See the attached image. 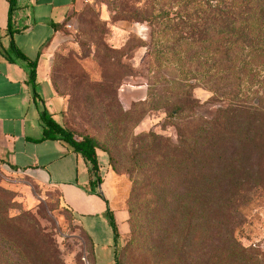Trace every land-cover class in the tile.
Segmentation results:
<instances>
[{"label":"trees","instance_id":"obj_1","mask_svg":"<svg viewBox=\"0 0 264 264\" xmlns=\"http://www.w3.org/2000/svg\"><path fill=\"white\" fill-rule=\"evenodd\" d=\"M169 1V10L151 21L161 34L171 37L162 46L163 52L179 61L186 58L191 63L199 61L200 68H189L186 72L182 65L176 69L183 70H180L184 74L181 79L148 81L149 98L132 104L125 114L124 121L132 129V123L138 125L147 114L164 110L165 123L174 128L175 136L143 133L138 136L140 147L131 145L130 231L121 253L114 214L109 209L107 213L114 232V264H125V257L146 259L166 253L173 240L170 218L177 213L187 228L186 236L178 242L179 252L193 249L204 235L203 224L214 228L219 223L223 201L219 190L224 185L234 188V198L237 196L234 226L236 210L245 194L260 186L252 183V172L254 167L261 168L264 161V0ZM8 2L11 20L18 0ZM122 17L131 19L127 12H122ZM169 42L171 45H167ZM12 49L26 59L13 43ZM188 54L190 57H186ZM125 69L130 75L135 74L128 67ZM36 77L37 62H32L30 83L34 89ZM88 84L99 93L118 89L107 79ZM197 87L228 100L229 105L219 109L211 120L197 115L193 99ZM114 102L117 103L116 98ZM40 120L43 139L67 143L91 164L92 184L102 181L97 149L106 152L109 165L116 168L111 151L94 137L78 138L46 111H42ZM0 239L15 249L16 259L7 253V264H31L26 257L29 254L39 257L36 264H61L52 243L44 252L42 247L47 242L40 246L35 239L24 240L19 228L10 224L2 213ZM242 255L254 260L260 253L243 249Z\"/></svg>","mask_w":264,"mask_h":264},{"label":"rangeland","instance_id":"obj_2","mask_svg":"<svg viewBox=\"0 0 264 264\" xmlns=\"http://www.w3.org/2000/svg\"><path fill=\"white\" fill-rule=\"evenodd\" d=\"M170 5L169 0H86L82 10L69 18L73 19L74 27L69 29L66 23L62 29L50 70L54 90L64 101L59 123L78 138L94 137L111 151L116 163L114 169L109 165L116 204L127 212L133 185L128 172L131 145L139 148L138 136L143 133L175 136V132L173 127L166 125L164 110L147 114L138 125L132 123V129H128L124 121L125 114L132 104L149 98L148 81L181 79L183 70L200 68L199 61L191 63L187 58L179 61L163 52L162 46H166L165 41L171 37L161 34L151 21L167 12ZM84 11L87 13L82 15ZM122 12H127L131 19L123 18ZM182 65L183 70L177 71ZM125 67L135 74L130 75ZM104 79L118 86L117 91L99 93L90 89L89 82ZM193 99L196 114L207 120L230 103L203 87L194 89ZM252 175V183L260 186L245 194L236 210V226L234 199L237 196L234 198V188L224 185L219 190L223 197L219 223L214 228L203 224L204 235L195 242L193 249H186L183 254L179 252L177 245L181 237L186 236L187 228L177 213L170 218L173 240L166 253L146 259L125 257V264H264V161L261 168H253ZM0 213L19 228L24 240L35 239L40 246L47 242L42 247L44 252L52 243L61 264H114L115 240L112 246L97 247L95 253L90 239L72 214L61 206L55 190L39 186L1 164ZM128 238L129 233L119 239V253ZM243 249L258 251L260 255L251 260L250 256L242 255ZM7 253L16 259L15 249L0 239V264H7ZM26 257L31 264L39 260L34 254Z\"/></svg>","mask_w":264,"mask_h":264},{"label":"crops","instance_id":"obj_3","mask_svg":"<svg viewBox=\"0 0 264 264\" xmlns=\"http://www.w3.org/2000/svg\"><path fill=\"white\" fill-rule=\"evenodd\" d=\"M85 3L18 0L10 20V4L0 0V164L55 190L96 253L97 247L114 243L108 209L120 238L129 233V214L116 204L109 156L97 149L102 181L92 184L91 164L67 143L43 139L40 120L46 111L59 122L64 101L54 90L50 70L62 29ZM12 43L26 59L14 52ZM32 62H37L36 89L30 83Z\"/></svg>","mask_w":264,"mask_h":264},{"label":"built area","instance_id":"obj_4","mask_svg":"<svg viewBox=\"0 0 264 264\" xmlns=\"http://www.w3.org/2000/svg\"><path fill=\"white\" fill-rule=\"evenodd\" d=\"M66 27L69 28V29H72L74 27V21H73V19H69L67 21Z\"/></svg>","mask_w":264,"mask_h":264}]
</instances>
